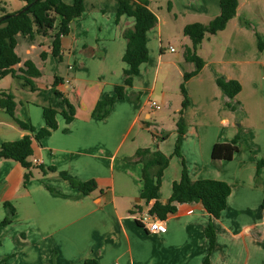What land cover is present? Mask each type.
Returning <instances> with one entry per match:
<instances>
[{
	"label": "crops",
	"instance_id": "0c3cea01",
	"mask_svg": "<svg viewBox=\"0 0 264 264\" xmlns=\"http://www.w3.org/2000/svg\"><path fill=\"white\" fill-rule=\"evenodd\" d=\"M149 2L158 17L148 31L149 60L126 87L125 97L102 119L94 117L93 110L98 100L124 84V31L135 24L126 14L117 21L116 0H84V12L62 36V58L53 54L59 20L47 36L16 35L22 60L14 66L17 75L23 74L20 68L27 60L42 73L32 77L35 90L12 73L0 78V92L15 95L16 116L39 130L46 126L44 107L65 108L52 88L56 76L63 78L56 88L75 105L76 113L70 123L58 113L57 129L34 139L29 158L33 176L27 183L26 168L19 161L0 157V221L7 215L4 202L16 209L13 222L0 227V264H83L90 257L100 264H205L207 258V264H264V164L259 165L264 161V0H239L226 28L208 34L198 48L205 64L185 81L191 104L181 155L175 153L181 84L185 73L195 69L185 58L193 42L184 28L208 24L220 14V0ZM26 4L0 0V16ZM171 28L181 40V50L169 44L168 54L163 35ZM219 76L238 80L241 91L230 99L217 83ZM139 91L141 98L133 101ZM154 96L166 110L158 112L150 105ZM164 133L168 137L160 139ZM26 134L34 132L0 106V146ZM237 135L239 151L233 159L212 158L215 143L232 142ZM139 148L170 157L160 187L164 203L181 179L184 164L192 180L228 182L232 191L220 217L212 216L202 202L180 203L164 219L166 232L147 231L138 217L155 199L146 203L141 198L143 165L134 158ZM41 165L56 166L57 171L44 175ZM60 171L81 181L95 179L98 188L83 193ZM210 224L216 234L211 251Z\"/></svg>",
	"mask_w": 264,
	"mask_h": 264
},
{
	"label": "trees",
	"instance_id": "16d2710c",
	"mask_svg": "<svg viewBox=\"0 0 264 264\" xmlns=\"http://www.w3.org/2000/svg\"><path fill=\"white\" fill-rule=\"evenodd\" d=\"M26 5L32 6L24 12L7 13V19L2 20L0 16V78L6 74L12 73L17 78L23 79L25 86L32 90L36 89V85L32 77L41 76V71L36 67L34 62L27 60L24 67L20 68L22 75H17L14 66L22 60L16 52L18 33H24L34 36L36 33L47 36L55 26L57 20L58 31L53 39V54L62 58V36L70 32L71 22L80 16L84 10V0H74L72 4L66 3L64 0H24ZM118 2L117 21L121 16L126 14L135 19V24L124 31L127 39V49L123 56V60L128 64L125 68L124 84H118L112 94H106L95 105L93 116L104 118L110 112L114 103L125 97L126 87L133 84L135 75L140 73V67L144 62L149 60V48L147 42L148 31L152 29L158 22L155 12L149 7V0H116ZM239 0H220L221 12L212 19L208 24L195 22L187 24L184 28L185 35L192 39V46L186 47L185 58L187 61L195 64V69L184 75V82L181 84L183 94L182 108L179 112L177 120L178 139L176 142L175 153L181 155V139L186 133V110L191 104L190 97L185 87V81L196 75L204 66V59L199 56L198 48L208 34H216L226 28L228 22L237 14ZM46 58V53L43 52ZM63 78L56 76L53 82V91L57 97L65 104V108L61 111L53 106L43 108L46 126L36 130L31 124L19 119L15 110L17 102L15 95L11 91L0 92V106L9 112L18 124L34 132L33 135L26 134L24 137L14 141L4 142L0 146V157L19 161L25 168V182L31 180L33 164L29 160L33 154V141L41 140L49 135L53 130L57 129V115L61 113L67 123L73 121L76 107L71 101L64 97L56 86ZM218 85L223 89L224 93L230 98H234L242 89V85L238 80L226 79L224 76L217 78ZM231 105V104H230ZM159 137V136H158ZM168 137V133L160 136V139ZM240 136L237 135L232 142H217L213 146L212 158L215 160H231L236 152L239 151L238 142ZM138 162L142 163V179L143 189L141 198L145 202L155 199V203L151 208L152 213H156L160 218L165 219L169 213L177 210L178 204L189 202H202L206 210L214 217L218 218L228 205V197L231 194V185L219 179H198L192 180L188 170L184 164L182 177L173 185V192L168 203H164L160 199V187L164 170L170 163V157L160 150H152L151 148H139L134 157ZM134 158H128L129 161ZM264 164L260 161L259 165ZM44 175L49 172H56V166L44 167L40 166ZM59 174L67 179L73 186L78 187L83 193L89 194L98 188L95 179L86 181L77 180L68 175L66 171H60ZM50 189L56 191L55 188ZM7 215L0 221V227L11 224L16 213L15 206L10 202H4ZM264 207V200H263ZM140 224V222L138 221ZM207 236L209 238V250L215 246L216 234L212 224L207 227ZM209 262L207 258L205 264ZM36 264V263H32ZM83 264H100L96 257L87 258Z\"/></svg>",
	"mask_w": 264,
	"mask_h": 264
},
{
	"label": "built area",
	"instance_id": "2783aa9c",
	"mask_svg": "<svg viewBox=\"0 0 264 264\" xmlns=\"http://www.w3.org/2000/svg\"><path fill=\"white\" fill-rule=\"evenodd\" d=\"M171 50L173 51L174 48L171 47ZM150 105L156 109L161 108V105L155 100L150 101ZM138 221L149 232L164 233L168 229L164 219L160 218L156 213H152L151 209L141 211Z\"/></svg>",
	"mask_w": 264,
	"mask_h": 264
},
{
	"label": "rangeland",
	"instance_id": "374dc122",
	"mask_svg": "<svg viewBox=\"0 0 264 264\" xmlns=\"http://www.w3.org/2000/svg\"><path fill=\"white\" fill-rule=\"evenodd\" d=\"M164 14H167V13H164ZM171 29L172 30L170 32H168L169 34H164L163 35L164 47H165V49H167L166 52L168 54H171V53H169L170 51H168V48L170 47L169 44H171L175 48H177L178 51L181 50V47H180L181 40L174 35L173 28H171ZM170 85L173 87V84L172 83ZM142 94L143 93L140 92V91L139 92H136V93H133V95H132L131 98H132L133 101H138L141 98ZM154 97L156 99L155 101L161 105V109H156V110H158V112H162V111L166 110L165 105L163 104V102L159 98H157L156 96H154ZM153 100L154 99H152L151 101H153Z\"/></svg>",
	"mask_w": 264,
	"mask_h": 264
},
{
	"label": "water",
	"instance_id": "95a60500",
	"mask_svg": "<svg viewBox=\"0 0 264 264\" xmlns=\"http://www.w3.org/2000/svg\"><path fill=\"white\" fill-rule=\"evenodd\" d=\"M33 3L31 4H28L26 5L22 10H20L18 13H21V12H24V11H27L31 6H32ZM9 17V15H5L3 16L1 19L4 20V19H7Z\"/></svg>",
	"mask_w": 264,
	"mask_h": 264
}]
</instances>
